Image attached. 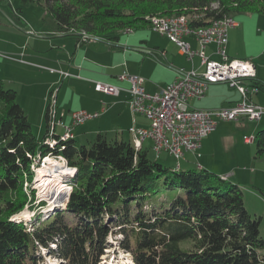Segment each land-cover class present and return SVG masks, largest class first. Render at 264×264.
Wrapping results in <instances>:
<instances>
[{
  "label": "trees",
  "instance_id": "1",
  "mask_svg": "<svg viewBox=\"0 0 264 264\" xmlns=\"http://www.w3.org/2000/svg\"><path fill=\"white\" fill-rule=\"evenodd\" d=\"M18 2L43 7L78 47L95 37L120 48L123 32L176 16L193 19V27L241 14L264 16V0ZM255 84L264 90V83ZM53 97L46 133L38 138L17 92L0 80V264H42L40 248L64 264H99L112 234L123 236L119 247L134 264H264L260 221L247 211L240 187L207 170H169L130 141L98 134L88 148L51 136ZM255 139L257 154H264V130ZM45 157H60L77 171L68 204L30 222L17 220L36 200L24 186L34 178V161Z\"/></svg>",
  "mask_w": 264,
  "mask_h": 264
},
{
  "label": "rangeland",
  "instance_id": "2",
  "mask_svg": "<svg viewBox=\"0 0 264 264\" xmlns=\"http://www.w3.org/2000/svg\"><path fill=\"white\" fill-rule=\"evenodd\" d=\"M235 20L240 27L229 30L228 37L233 36V41L228 47V56L232 59L252 60L258 70L263 71L264 74V16L261 14H241L237 15ZM130 33L132 34H128L127 31L123 32L119 44V46L131 49L129 51L131 53L129 55L130 61L126 58L113 60V58H109V55H106V57L95 59L94 65L87 62L85 68L98 69L100 72L103 67L96 68L97 65L112 68L124 63L130 72L129 74L138 75L139 67L142 64L140 63L141 59L146 57L148 60L143 63V72L140 76L151 84L167 81L171 76V69L150 62L149 59H153L150 55L132 50L144 49L149 51L156 47L164 48L168 45L171 48L176 47L171 44L167 37L154 32L149 26L131 30ZM127 42H130L131 45L129 46ZM103 45L95 44L92 47H85V45L82 49L83 51L89 50L88 53L90 54L87 58L89 59L93 58L91 53H93L94 47L103 48ZM208 48L212 49L210 46ZM76 51L75 38L59 33L54 21L46 14L43 7L37 4L21 6L18 0H0V80L6 89L11 88L17 92V102L25 110L34 135L42 138L46 133L45 114L49 106L50 94L54 92V97L58 93L55 102L56 110L59 118L61 115L66 117L64 122H68L69 116L75 112L93 114L101 112L104 108L107 110L106 114L100 118L87 120L84 124L73 128L72 132L77 137L76 141L79 144L88 148L91 147L98 134L96 133L97 130L105 132L104 135L108 140H114L118 137L129 141L132 136L129 128L135 126L130 117L133 114L132 110L123 101L120 102L118 98L96 93L94 85L89 82L96 83L98 81L91 79L90 74L82 73L81 78L83 80L60 79L56 84L50 86L51 81L59 77L58 74L52 75L50 71L62 67H65L66 70L69 60L77 54ZM83 51L76 55L75 60H78L79 63L82 60ZM209 52L207 50V53ZM173 57V63L177 62L179 67L187 70L192 68L191 63L187 62L186 58L177 55L176 51L173 52ZM199 63V58H195L196 68H199ZM200 69L203 71V68ZM57 72L61 71L58 70ZM62 81L65 83L64 86H60ZM101 83L106 84V82ZM221 88L220 92L215 88H210L204 99L196 100L190 106L201 110L220 109L222 106L219 103V95L222 97L229 92L236 97L238 96L237 91L232 90L228 85H223ZM253 103L264 108L263 91L254 96ZM116 104L119 105L116 106ZM148 120L144 123L145 126L149 124ZM261 130H264V115L261 121L246 122L240 126L234 122L221 121L209 135L211 138L203 142L204 146L201 148L200 154L201 156L205 155L203 157L205 159L198 158L193 152H188L185 153V160L180 162L183 170L191 168L197 171L199 170L198 164H204L207 160L214 169L218 170L215 169L216 172H212L213 174L218 176L225 172L235 174L236 177H231L227 183L240 187L247 211L260 221V235L264 239V154H257V141L248 144L244 142L246 137L255 138L257 132ZM90 132H94V134L91 136ZM116 132L118 136H116ZM148 152L151 159L157 160L169 170L174 169L177 165V161L167 152L162 151L159 157H156L157 155L151 148L148 149ZM60 163H65L67 168L71 167L62 158L60 161L57 159L40 160L38 158L34 161L31 168L34 178L31 182L26 181L24 187L25 190L28 189L29 196L34 191L36 200L33 205H27L23 211V219L20 218L21 213L16 217L17 220L26 221L24 217H29V215L34 220L39 213L41 215L45 213L46 216L67 206L72 192L70 182L76 177L77 171L72 172L74 173L72 175L61 172L64 178L59 185L40 186L41 180L45 176H51L52 173L60 169ZM60 191L63 193L58 195L57 192ZM42 203H45L44 207L41 206ZM122 239L123 236L121 235L112 234L109 236L108 249L105 251V255L101 257L99 264H134L131 255L119 247ZM51 248L55 249L56 246L51 245ZM39 250V254L44 260L42 264L65 263L49 254L47 249L40 248Z\"/></svg>",
  "mask_w": 264,
  "mask_h": 264
},
{
  "label": "built area",
  "instance_id": "3",
  "mask_svg": "<svg viewBox=\"0 0 264 264\" xmlns=\"http://www.w3.org/2000/svg\"><path fill=\"white\" fill-rule=\"evenodd\" d=\"M192 21L193 19L174 21L172 25L150 28L167 37L189 61L199 57L203 71L180 69L176 79L157 94L145 91V79L139 75L126 73L120 77L130 84L127 104L131 110L146 116L151 122L148 130L130 128V133L135 137L134 145L140 149V144L150 139L158 156L164 151L177 161L183 160L185 153L200 149L202 140L216 129L219 122H239L241 119L256 122L264 115V108L251 100L260 91L255 84V63L252 60L232 59L227 54L229 30L238 27L239 23L231 16L217 20L207 27H193ZM188 38H194L198 42L199 50L191 47ZM211 44L217 48L214 53L217 58H212L206 52ZM217 84H227L240 94L241 100L215 110H201L190 106L192 100L203 99L209 87ZM95 90L114 97H119L122 92L118 87L103 83H96ZM55 102L53 97L51 136L59 138L57 127H62L64 133H72L73 128L99 116L97 113L75 112L71 114L72 126H66L53 119ZM245 141L251 143V137H246ZM46 143L53 147L55 140L49 137ZM45 159L60 161V157H45L43 160Z\"/></svg>",
  "mask_w": 264,
  "mask_h": 264
},
{
  "label": "crops",
  "instance_id": "4",
  "mask_svg": "<svg viewBox=\"0 0 264 264\" xmlns=\"http://www.w3.org/2000/svg\"><path fill=\"white\" fill-rule=\"evenodd\" d=\"M240 26H238V27H236V28H234V29H237V28H239ZM151 29V28H150ZM133 33V32H132ZM132 33H128V34H132ZM188 40V42L191 44V47L194 49V50H199V44H198V42L194 39V38H188L187 39ZM232 41H233V36H230V37H228V44H227V54H229V48L228 47H230L229 45H231L230 43H232ZM92 41H90L88 44H86V46L85 47H92L93 45H95V44H104V43H102V42H100V41H93L92 43H91ZM121 42H120V40H119V42H118V45L120 44ZM128 43V45L130 46L131 44H130V42H127ZM171 44H173L176 48H171L170 47V45H168V46H165L164 48H161V47H156V48H154L153 50H149V49H147V50H149V51H146V50H144V49H135V50H132V51H135V52H139V53H144V54H146V55H150V56H152V58L153 59H149V61L150 62H152V63H154V64H156V65H163L164 67L166 66V67H168L169 69H171L172 70V72L170 73V77L168 78V80L167 81H165V82H158V83H154V84H151V83H148V81L147 80H145V84H144V88H145V91L147 92V93H149V94H157V93H159V92H161V90L166 86V85H168L169 83H172L175 79H176V77H177V74H178V71L180 70V69H184L185 71H190L191 69H196V70H198V71H200L201 69L200 68H203L202 66H201V61H200V63H199V68H196V66H195V64H194V59L195 58H199V57H195L194 59H193V61H189L181 52H180V50H179V48L174 44V43H172L171 42ZM88 45V46H87ZM84 46H80V47H78L77 45H76V52H77V54L76 55H79L80 54V52H82L83 51V47ZM210 47H212V49H209L208 47L206 48V52H207V50H209L210 52L209 53H207L209 56H211L212 58H217V55H215L214 53H215V51H216V46L214 45V44H211V45H209ZM132 47V46H131ZM79 50V51H78ZM100 50H101V53H100ZM120 50V51H119ZM129 51H131V49H129L128 47L126 48V47H122V46H120V48H110L107 44H104L103 45V48H101V47H94V51H93V53H91V55L93 56V58H89V59H87L88 58V54H90V53H88L89 52V50H86V51H83V55H82V60H81V62L79 63L78 62V60H75V58H76V55L74 56V57H72L70 60H69V65L67 66V69L65 70L63 67L62 68H59L58 70H60L61 72H57L58 70H54L53 69V71L54 72H52V70L50 71V73L53 75V74H58L59 75V77H56L57 79H53L52 81H51V85L50 86H52V85H54V84H56L60 79H65V78H67V79H71V80H83V78H81L82 76H83V74L82 73H85V72H87L88 74H90L91 75V79H95L96 81H98V82H96V83H101V82H106V84H108V85H112V86H115V87H118V88H120V89H122V92H121V94H120V96L119 97H114V96H110V97H113V98H118V99H120V102L121 101H123V103L125 104V105H128L127 104V100L129 99V94H128V89L130 88V84L127 82V81H124V80H121L120 79V77L123 75V74H129L130 72L128 71V69H127V67H126V64L124 65V63H122L121 65L120 64H118V65H116V66H113L112 68H108V67H105V66H100V65H97L96 66V68H101V67H103L101 70H100V72L98 71V69H88V68H85V65L87 64V62L88 63H90L91 65H94L95 64V62H96V60L95 59H100V58H102L103 56L104 57H106V55H109V58H113V60H115V59H118V60H121L122 58H126V59H128L129 61H130V59H129V55L131 54ZM174 51H176V54L177 55H179V56H182V57H184V58H186V60H187V62H190L191 63V65H192V68H190V69H186V68H181V67H179L177 64V62L176 63H173V61H174V57H173V52ZM86 54H87V56H86ZM148 59L146 58V57H144V58H142L141 59V62L140 63H142L141 65H140V67H139V72H138V75L140 76V75H142L141 73L143 72L142 70V66H143V63L144 62H146ZM153 60H155V61H153ZM200 60V59H199ZM115 63V62H114ZM256 65V64H255ZM131 75V74H130ZM256 75H257V81H259V82H262V83H264V74H263V71H259L258 70V68H257V66H256ZM90 84H92V85H94V90H95V85H96V83H94V82H89ZM64 82L62 81L61 83H60V86L61 85H63L64 86ZM223 85H227V84H217V85H212V86H210L209 87V89H208V91H207V93L209 92V90H210V88H215V89H217L219 92L222 90V86ZM229 87V86H228ZM230 88V87H229ZM232 89V88H231ZM232 90H234V89H232ZM236 91V90H235ZM260 91H263L264 92V90H261L260 89ZM259 91V92H260ZM95 92L96 93H98L96 90H95ZM207 93H206V95H207ZM238 93V92H237ZM98 94H102V93H98ZM259 94V93H258ZM104 95V94H103ZM257 95V94H256ZM106 96H108V95H106ZM239 96V97H238ZM238 98L236 97V96H234V94H232V93H226V95H223L222 97L219 95V103L221 104V106L222 107H227V106H230V105H233V104H235V103H237L239 100H240V98H241V96H240V94L238 93ZM255 96V95H254ZM254 96L252 97V102H253V98H254ZM57 97H58V93H57V95L55 96V101L57 100ZM206 97V96H205ZM204 97V98H205ZM203 98V99H204ZM194 101H196V100H192L191 102H190V104L192 103V102H194ZM198 101H201V99L200 100H198ZM97 104V103H96ZM95 104V105H96ZM255 104V103H254ZM119 104H116V106H118ZM256 105H259V104H256ZM262 105V104H261ZM98 106V105H97ZM129 106V105H128ZM260 106V105H259ZM262 107V106H261ZM130 108V107H129ZM54 118L53 119H55V121L57 122V123H63L64 125H66V126H72V118H70L71 117V115L69 116V119L70 120H68V122H64L65 121V116L64 115H61L60 116V118H59V116H58V111L56 110V106H55V108H54ZM130 110H131V108H130ZM202 110H206V109H202ZM207 110H215V109H207ZM107 110H106V108H104V109H102V111L101 112H96L97 114H99V116L97 117V118H95V119H98V118H100L103 114H106L105 112H106ZM133 112V111H132ZM96 113H93V114H96ZM130 117H131V121L133 122V124L135 125V126H133V127H130V128H136V129H146V130H148V129H150V127H151V123H150V121L148 120V118L146 117V116H144V115H141V114H138V113H134L133 112V114H131L130 115ZM146 118V119H145ZM262 119V118H261ZM146 120H148L149 121V124L147 125V126H145L144 125V123L146 122ZM261 121V120H260ZM224 122V121H223ZM246 122H248L249 123V121H247V120H245V119H241L239 122H234V123H236V125H238V126H240V125H242V124H244V123H246ZM257 122V121H256ZM227 123H229V122H227ZM250 123H255V122H250ZM219 124V123H218ZM218 126V125H217ZM130 128H129V130H130ZM100 129V128H99ZM130 132V131H129ZM57 133L59 134V135H63V133H64V129L62 128V127H57ZM96 133H98V134H102V135H104V133L105 132H102L101 130H97L96 131ZM258 133V132H257ZM94 134V132H90V135L92 136ZM97 134V135H98ZM210 135V134H209ZM207 136V137H205L203 140H202V143H201V147H200V149H198L197 151H195V152H193V153H195V155L198 157V158H203L205 155H203V156H201V154H200V150H201V148H203V146H204V141L207 139V140H209V138H211L210 136ZM72 136L74 137V139H77V137L73 134V132H72ZM105 136V135H104ZM116 136H118V133L116 132ZM106 137V136H105ZM256 137V136H255ZM107 138V137H106ZM117 139H119L118 137H116ZM119 140H124L123 138L122 139H119ZM124 141H126V140H124ZM129 141L131 142V143H135L134 141H135V137H134V135L132 134V136H131V138L129 139ZM256 141V139L254 138V137H251V143H253V142H255ZM245 143H247L246 141H244ZM248 144V143H247ZM135 146V145H134ZM140 149L142 148L143 150H146L147 151V153H149L148 152V149L149 148H151L152 149V151L155 153V151L153 150V142L150 140V139H146V140H144L143 142H142V144H140ZM205 152V151H204ZM188 153V152H187ZM155 155H157L156 153H155ZM148 156H149V154H148ZM160 156V155H159ZM158 155L156 156V157H159ZM201 156V157H200ZM172 157V156H171ZM175 159V158H174ZM203 159H205V158H203ZM176 160V159H175ZM183 160H185V156H184V158H183ZM177 161V160H176ZM181 169L182 167H181V162L180 161H177V165H176V167L174 168V169ZM199 170H207V171H209L210 173H212V172H216V170L214 169V167L212 166V164L211 163H209L207 160H205V163L204 164H201V163H199L198 164V167H197ZM189 170H191V168H189ZM198 170V171H199ZM218 171V170H217ZM227 177V180H225V181H229V179H231V177H236V175L235 174H233V173H230V172H225L224 174H220V176L219 177ZM222 180H223V178H222Z\"/></svg>",
  "mask_w": 264,
  "mask_h": 264
},
{
  "label": "bare ground",
  "instance_id": "5",
  "mask_svg": "<svg viewBox=\"0 0 264 264\" xmlns=\"http://www.w3.org/2000/svg\"><path fill=\"white\" fill-rule=\"evenodd\" d=\"M181 20H190L188 17H181V16H177V17H172V18H168V19H162V20H157L155 21L151 27H163V26H168V25H172L174 23V21H181ZM128 33L131 32L127 30ZM73 138L72 133H64L62 135V139L67 140ZM141 147V146H140ZM136 149H138V146H135ZM61 159V158H60ZM60 163V169H58V171H56L55 173H52L51 176H45L41 181V185L40 186H44V187H51V186H55V185H59L60 182H62L61 180L64 178L62 177L63 174H68V175H72L75 171V169H71V168H67V165H65V163ZM69 167V166H68ZM63 174H62V173ZM223 180H227V177H222ZM53 184V185H52ZM58 195L62 194L63 192H57ZM26 221H30L31 220V215H29V217H24Z\"/></svg>",
  "mask_w": 264,
  "mask_h": 264
},
{
  "label": "water",
  "instance_id": "6",
  "mask_svg": "<svg viewBox=\"0 0 264 264\" xmlns=\"http://www.w3.org/2000/svg\"><path fill=\"white\" fill-rule=\"evenodd\" d=\"M88 39H90L91 41H98V39H96L95 37H87Z\"/></svg>",
  "mask_w": 264,
  "mask_h": 264
}]
</instances>
